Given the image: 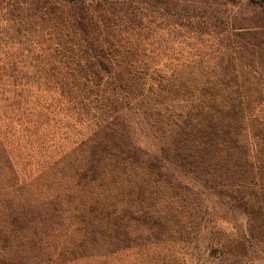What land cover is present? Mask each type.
Instances as JSON below:
<instances>
[{
	"label": "trees",
	"instance_id": "obj_1",
	"mask_svg": "<svg viewBox=\"0 0 264 264\" xmlns=\"http://www.w3.org/2000/svg\"><path fill=\"white\" fill-rule=\"evenodd\" d=\"M246 1L264 13V0ZM217 2L12 0L0 235L15 221L33 237L30 264H186L173 249L200 233L207 202L246 228L206 256L264 264V25L237 26L229 12L218 30ZM27 187L29 204L13 197Z\"/></svg>",
	"mask_w": 264,
	"mask_h": 264
},
{
	"label": "rangeland",
	"instance_id": "obj_2",
	"mask_svg": "<svg viewBox=\"0 0 264 264\" xmlns=\"http://www.w3.org/2000/svg\"><path fill=\"white\" fill-rule=\"evenodd\" d=\"M220 1L221 0H218L219 3L217 2V4L211 5L212 7H217L220 9L219 15H217L218 21H220L218 23V30L225 28V13L229 12H231L230 22L234 23L237 26H246L254 29V27H257L258 25H264V13H260V10L254 9L251 5H247L246 0H234V6H223ZM230 8L232 10H230ZM16 13V6L14 3H12V0H0V46L4 45L5 43L7 44V42H11L12 40L14 41L13 37H7L8 35L12 36L11 30L9 31V29H5L4 26L10 25L12 22L14 23L15 27L17 26L16 19L14 18V15H16ZM11 17L12 19L10 20ZM16 29L18 28L16 27ZM4 31H6L7 33H4ZM259 37L264 38V33H261ZM23 38V36H20V41ZM14 193L16 194V196L15 194L13 195L15 199H17L18 201H24L23 199L26 198L28 204L32 201V197L34 195L33 190L30 187H27V189H25L23 192L15 191ZM166 196V193H164V195L160 194L159 198H166ZM198 209L199 211L195 216V218L197 217V221H195L198 225L197 229H201L200 231H198L200 233L196 235L197 231L189 230L188 233L192 241L191 244L189 246L180 247L175 245L173 249V254L177 256L180 255L178 253H184L186 257V264H217L216 259L213 260L214 258H212L211 256H206V251L204 250L205 246L209 242L214 244L217 242L220 243V241H223L226 238L230 237L233 233H243L246 228L245 217L243 215L238 214H235L234 216L226 215V209L209 202L204 205H200ZM183 219H187L189 223L191 221L190 216H187L186 218L183 217ZM24 221L26 224H28L27 217L24 219ZM5 224L7 225L6 229L9 230V234H6L5 237H2L0 235V264H15L14 261L16 255H14V248H16L17 246V250L24 255L23 264H30L32 261L38 259V255L36 256L35 253L36 247H38L37 241L30 236L28 237V239L27 237H21L20 234L17 236L15 232L17 231L15 230V221H13L12 223L5 222ZM15 236L18 237L20 243L18 240V242L14 240L15 238L17 239V237ZM174 237L178 238L179 236L176 234ZM197 239H199V241H197ZM260 245H262L261 241L259 242V245L257 247H260ZM256 254L262 256V251H259L258 249ZM6 259L13 261L12 263H9ZM176 261H178V259H176Z\"/></svg>",
	"mask_w": 264,
	"mask_h": 264
}]
</instances>
